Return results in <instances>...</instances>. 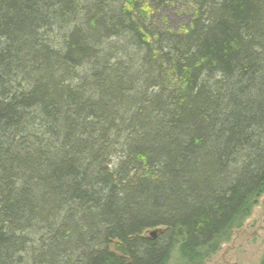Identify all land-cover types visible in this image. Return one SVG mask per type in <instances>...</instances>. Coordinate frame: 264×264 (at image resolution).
<instances>
[{"label":"trees","instance_id":"16d2710c","mask_svg":"<svg viewBox=\"0 0 264 264\" xmlns=\"http://www.w3.org/2000/svg\"><path fill=\"white\" fill-rule=\"evenodd\" d=\"M169 1L0 0V264H205L264 194V0Z\"/></svg>","mask_w":264,"mask_h":264},{"label":"rangeland","instance_id":"374dc122","mask_svg":"<svg viewBox=\"0 0 264 264\" xmlns=\"http://www.w3.org/2000/svg\"><path fill=\"white\" fill-rule=\"evenodd\" d=\"M153 23L160 29L182 30L192 16L189 0H171L152 11ZM153 231V230H152ZM264 250V194L258 199L242 226L205 264H258Z\"/></svg>","mask_w":264,"mask_h":264},{"label":"water","instance_id":"95a60500","mask_svg":"<svg viewBox=\"0 0 264 264\" xmlns=\"http://www.w3.org/2000/svg\"><path fill=\"white\" fill-rule=\"evenodd\" d=\"M149 235H150L151 237H155V231H151V232L149 233Z\"/></svg>","mask_w":264,"mask_h":264},{"label":"bare ground","instance_id":"6f19581e","mask_svg":"<svg viewBox=\"0 0 264 264\" xmlns=\"http://www.w3.org/2000/svg\"><path fill=\"white\" fill-rule=\"evenodd\" d=\"M153 231H155V230H153ZM150 232H151V231H150ZM150 232H149V233H150ZM155 235H156V231H155Z\"/></svg>","mask_w":264,"mask_h":264}]
</instances>
